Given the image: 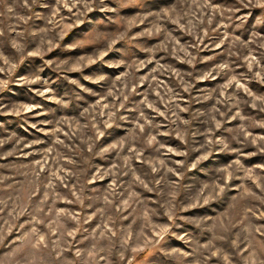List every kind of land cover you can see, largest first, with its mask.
Masks as SVG:
<instances>
[{"label":"rangeland","instance_id":"374dc122","mask_svg":"<svg viewBox=\"0 0 264 264\" xmlns=\"http://www.w3.org/2000/svg\"><path fill=\"white\" fill-rule=\"evenodd\" d=\"M0 264H264V0H0Z\"/></svg>","mask_w":264,"mask_h":264}]
</instances>
